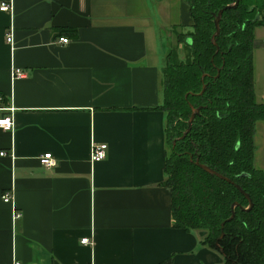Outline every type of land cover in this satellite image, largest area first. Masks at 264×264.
<instances>
[{
    "label": "crops",
    "instance_id": "1",
    "mask_svg": "<svg viewBox=\"0 0 264 264\" xmlns=\"http://www.w3.org/2000/svg\"><path fill=\"white\" fill-rule=\"evenodd\" d=\"M1 1L0 117L11 107L14 128H0V264L220 263L200 232L171 226L160 184L161 69L171 26L191 28L186 3ZM92 143L107 145L98 162Z\"/></svg>",
    "mask_w": 264,
    "mask_h": 264
},
{
    "label": "trees",
    "instance_id": "2",
    "mask_svg": "<svg viewBox=\"0 0 264 264\" xmlns=\"http://www.w3.org/2000/svg\"><path fill=\"white\" fill-rule=\"evenodd\" d=\"M183 1L191 28L174 32L156 106L164 112L170 146L160 184L170 191L171 226L200 232L199 244L220 255L218 264H264V170L253 164L255 125L264 120L253 65L264 0H238L226 8L215 36L218 10L235 0ZM190 106L199 113L186 131ZM195 160L231 179L251 206L233 183L207 173Z\"/></svg>",
    "mask_w": 264,
    "mask_h": 264
},
{
    "label": "rangeland",
    "instance_id": "3",
    "mask_svg": "<svg viewBox=\"0 0 264 264\" xmlns=\"http://www.w3.org/2000/svg\"><path fill=\"white\" fill-rule=\"evenodd\" d=\"M174 28L171 30V34L169 35V43L173 44L175 42L174 32L179 30H184V28L178 26H171ZM173 33V34H172ZM255 37L257 39L256 46L253 49V65H254V90L255 96L258 100L264 101V92L261 90L259 92V86L264 89V26L257 27L255 29ZM179 51L182 53L181 49ZM182 57V56H180ZM260 101V102H261ZM255 140L253 136V140L256 148H254L253 155V164L256 168H261L264 170V120H259L255 125ZM169 142V139H168ZM166 153L169 155L170 146L169 143H166Z\"/></svg>",
    "mask_w": 264,
    "mask_h": 264
},
{
    "label": "built area",
    "instance_id": "4",
    "mask_svg": "<svg viewBox=\"0 0 264 264\" xmlns=\"http://www.w3.org/2000/svg\"><path fill=\"white\" fill-rule=\"evenodd\" d=\"M0 11H11V3L9 1H1L0 2ZM6 42H8L10 45L13 44L12 41V32L9 31L8 33H6ZM58 41L61 43H66L68 40L67 38L64 37H59ZM22 75H24V73L19 69V68H14V70L12 71V79L14 78H18V77H22ZM7 110H9L10 114L9 115H5L0 117V128H2L3 130H8V131H12L14 128V120L12 117V108H5ZM106 148L107 145L105 143H92L91 149H90V154H89V159L90 162H98L100 160H102L105 157L106 154ZM5 152L1 151L0 155H4ZM40 164H42L43 166L50 168L52 166H54L55 164V160L53 158V156L51 155V153L47 152V153H43L39 156L38 158ZM2 200L4 202H10L11 201V192H4L2 194ZM19 215V212H16V216ZM81 243L83 244H88L90 243L89 237H83L81 238Z\"/></svg>",
    "mask_w": 264,
    "mask_h": 264
},
{
    "label": "water",
    "instance_id": "5",
    "mask_svg": "<svg viewBox=\"0 0 264 264\" xmlns=\"http://www.w3.org/2000/svg\"><path fill=\"white\" fill-rule=\"evenodd\" d=\"M237 2H238V0H235L234 3H232V4H230V5H226V6H224L223 8H221V9L218 10V12H217V14H216V16H215V19H214V26H215V33H214V36L218 34V29H219V26H218V25H219V19H220L221 13H222L226 8H229V7H233V6H235V5L237 4ZM214 36H213V38H214ZM213 42H214V40H213ZM203 89H204V86H203L202 90H203ZM190 108H191V114H190V117H189L188 122H187V129H186V131L189 130V128H190V126H191V123H192V120H193L195 114H198V113H199V108H194V107H192V106H190ZM186 131H185V132H186ZM237 145H238V144H237ZM237 145H236V146H237ZM195 164H196L197 166H199L201 169H203L204 171H206L207 173H209V174H211V175H214V176H216V177H218V178H220V179H223V180H225V181H227V182H229V183H233V184H234V182L231 181V179H229V178L225 177L224 175L218 173L217 171H215L214 169L210 168L209 166H207V165H205V164H202V163H199L198 160H195ZM243 175H245V174H243ZM234 185H235V187H236L241 193H243L244 196L248 199L249 207H250L252 203H251V201H250V199H249V197H248V194L245 193V192H244V191H243V190H242L237 184H234ZM234 205H237V204L234 203ZM232 217H233V212H231V215H230V217H229L228 219H231ZM221 236H222V234L220 235V237H221Z\"/></svg>",
    "mask_w": 264,
    "mask_h": 264
}]
</instances>
